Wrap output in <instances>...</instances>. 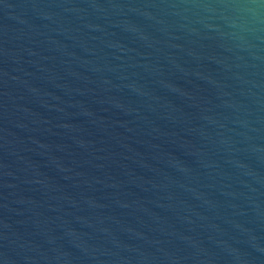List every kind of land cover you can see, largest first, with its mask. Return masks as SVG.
Segmentation results:
<instances>
[{"label":"water","instance_id":"1","mask_svg":"<svg viewBox=\"0 0 264 264\" xmlns=\"http://www.w3.org/2000/svg\"><path fill=\"white\" fill-rule=\"evenodd\" d=\"M0 264H264V0H0Z\"/></svg>","mask_w":264,"mask_h":264}]
</instances>
